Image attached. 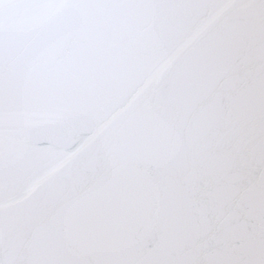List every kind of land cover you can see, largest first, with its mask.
Here are the masks:
<instances>
[{"label":"snow or ice","instance_id":"6c2138e0","mask_svg":"<svg viewBox=\"0 0 264 264\" xmlns=\"http://www.w3.org/2000/svg\"><path fill=\"white\" fill-rule=\"evenodd\" d=\"M0 264H264V0H0Z\"/></svg>","mask_w":264,"mask_h":264}]
</instances>
